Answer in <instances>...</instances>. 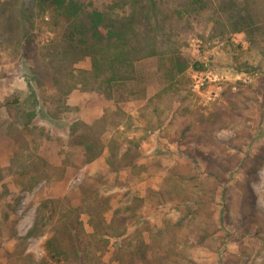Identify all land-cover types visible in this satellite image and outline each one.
Listing matches in <instances>:
<instances>
[{
  "label": "trees",
  "instance_id": "1",
  "mask_svg": "<svg viewBox=\"0 0 264 264\" xmlns=\"http://www.w3.org/2000/svg\"><path fill=\"white\" fill-rule=\"evenodd\" d=\"M45 14L48 21H40L53 38L40 44L36 18ZM197 30L220 41L243 34L242 52L258 62L237 64L233 56V69L255 73L254 83L235 92L227 86L208 108L196 104L188 77L204 63L182 51L192 36L206 41ZM0 47L22 59L27 86L0 105V140L9 150L0 163V264H196L193 246L219 254L234 236L255 239L258 251L241 247L220 264L254 254L264 264V213L251 187L264 166V0H111L103 8L93 0H0ZM147 59L156 67L146 78L137 67ZM47 87L51 119L70 109L76 89L108 102L90 123L72 121L65 143L83 149L81 164L105 154V171L84 177L74 197L41 198L31 227L18 236L20 198L12 189L67 182L78 167L60 138L34 123ZM226 129L233 135L218 140ZM154 132L171 136L185 160L167 168L158 159L141 162L142 143ZM155 176V186L142 188ZM114 188H124L120 201L107 193ZM151 213L162 215L160 225L151 224ZM31 237L44 238L39 259L27 251Z\"/></svg>",
  "mask_w": 264,
  "mask_h": 264
},
{
  "label": "rangeland",
  "instance_id": "2",
  "mask_svg": "<svg viewBox=\"0 0 264 264\" xmlns=\"http://www.w3.org/2000/svg\"><path fill=\"white\" fill-rule=\"evenodd\" d=\"M93 2L98 8H103L111 0H93ZM40 18L44 22H47L48 18L46 14L36 18L38 20L35 29L37 36L36 42L41 44L47 43L52 39L53 33L40 21ZM197 32L198 34H202L206 41L198 36H192L186 41V45L182 51L191 60H199L204 63L205 70L197 72L188 70V77L190 78V88L196 104L202 108H208L212 102L220 98V94L227 86H229L232 92H235L245 85L254 83L257 76L255 73L252 74L244 71L236 72L233 69V56L236 57L237 64L246 63L256 67L258 62L257 59H254L248 53L242 52L245 51L247 46L243 34H233L229 41H220L219 39H213L209 33L198 30ZM236 46H240L242 50H237ZM10 52L11 50L0 47V105L5 98H8L13 93H23L27 89L24 78V74L26 73L25 64L20 57L11 55ZM78 66L85 67L86 63L82 62ZM155 67V60L147 59L142 61L137 68L138 72L147 78L154 76ZM199 78L202 84L198 86L196 82ZM40 91L42 94V90ZM46 91L47 94L41 96V106L34 123L39 128L47 130L51 136L60 138V142L64 143L63 150L67 151V156L78 167L72 178L67 182H58L49 185L42 182L35 189L28 192L20 190L19 188L12 189V194L20 198L15 208V220L17 222L15 232L18 236L25 235L31 227L35 218L37 203L41 198L53 194L62 195L64 193H68L74 197L76 195V188L84 177L98 170L101 172L103 170L105 171L103 165L105 154L88 164H81L84 160L82 154L83 149L78 147L68 149L65 143L67 140V130L72 121L78 119L90 123L101 116L104 108L108 106V102L102 96L76 89L67 99V104H69L70 109L58 118L51 119L47 114L45 104H48L46 99H48L53 89L47 87ZM5 120V111L0 107V126L4 125ZM135 126L137 125L135 124ZM169 132L171 135V131ZM233 133V129H226L216 133L215 136L218 140L226 141ZM169 138H162L157 132L148 135L141 146L140 161L144 164L152 165L154 160L158 159L161 167L167 168L178 160H185V156L178 154L176 144L171 142ZM46 148V153L49 154V158L53 159L55 157V143H47ZM8 154L9 150L6 148L5 143L0 140V163L5 164ZM157 182H159L157 176L150 177L142 184V188L144 186L153 187ZM251 187L255 195V207L264 213V166L258 172L257 179L251 183ZM123 191L124 188H114L109 189L107 193L113 197V201L117 202L120 201ZM218 203L219 199L216 204L217 210L220 208ZM159 215L162 216L159 213H151L148 216V220L153 225H160ZM171 216L175 217L176 215L174 212H171ZM4 234L7 235V231H4ZM43 239L42 237H31L28 239L27 251L33 253L36 259H39L43 255ZM3 240L4 246L11 247V239L4 237ZM241 247H249L255 253L258 251V241L250 237L239 238L234 236L227 242L225 249L219 254L202 247L193 246L190 249V255L196 264H220L222 256H226L229 252H237ZM241 257L242 264H256L260 260L258 254Z\"/></svg>",
  "mask_w": 264,
  "mask_h": 264
},
{
  "label": "built area",
  "instance_id": "3",
  "mask_svg": "<svg viewBox=\"0 0 264 264\" xmlns=\"http://www.w3.org/2000/svg\"><path fill=\"white\" fill-rule=\"evenodd\" d=\"M200 80H201V79L199 78V79L197 80V82H196V84H197L198 86L202 84Z\"/></svg>",
  "mask_w": 264,
  "mask_h": 264
}]
</instances>
